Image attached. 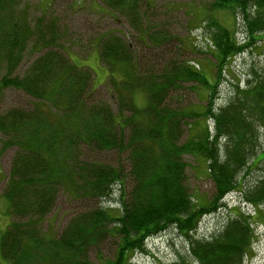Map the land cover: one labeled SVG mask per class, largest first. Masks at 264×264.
<instances>
[{
	"label": "trees",
	"instance_id": "16d2710c",
	"mask_svg": "<svg viewBox=\"0 0 264 264\" xmlns=\"http://www.w3.org/2000/svg\"><path fill=\"white\" fill-rule=\"evenodd\" d=\"M21 1L0 0V97L11 88L33 100L30 108L12 107L0 113L2 150L17 148L2 193L13 217L0 238L8 263L129 264L128 252L145 250L149 238L174 229L190 239V257L179 264H243L255 238L253 225L258 224L253 216L264 204V139L259 134L264 129V76L245 89L237 88V95L218 108L213 107V92L229 58L244 52L250 39L251 43L264 40L258 38L264 32V0L212 1L213 8L233 16L237 31L245 36L238 39L235 30L223 27L211 15L204 21L214 43L215 83L187 61L169 62L161 70L153 65L155 71L145 73L137 64L139 54L122 37L113 39V45L107 43V62L117 71L114 76L110 69L109 76L117 78L113 87L121 103L118 114L105 101L89 102L90 72L55 44V25L38 18L33 26ZM117 3L133 6V0ZM169 31L154 32L153 38L160 39L158 44L169 42L174 38ZM29 43V51L37 55L22 75L14 74ZM186 85L197 93L200 87L208 88L202 111L192 104L169 105L172 94ZM137 89L148 92L141 97L145 104L139 106L133 103ZM182 98L188 96L182 93ZM197 116L213 119V132L205 126L190 133ZM188 129L189 136L183 140ZM85 147L127 152L133 184L122 190L117 211L104 205L82 211L54 236L52 226L44 230L42 224L62 191L74 199L104 198L116 182L124 185L120 165L85 160ZM186 154L206 159L214 184L207 204L198 203L191 192ZM233 191L254 213L240 208L209 238H193L201 219ZM107 237L117 240L114 257L99 255L92 260L93 249Z\"/></svg>",
	"mask_w": 264,
	"mask_h": 264
},
{
	"label": "rangeland",
	"instance_id": "374dc122",
	"mask_svg": "<svg viewBox=\"0 0 264 264\" xmlns=\"http://www.w3.org/2000/svg\"><path fill=\"white\" fill-rule=\"evenodd\" d=\"M135 1L133 0L132 7L127 4L125 7H121L117 0H22L20 6L24 7L26 4L28 7L27 16L33 26L36 25L38 18H42L58 28V40L55 44L61 46V51L66 55L69 54L72 62L85 69L84 71L90 72L92 82L89 91H92V94L89 102L105 101L117 114L121 107L119 93L113 87V83H117V78L114 80L109 76L110 69L114 76H117V71L116 67H112L107 62L108 57L104 53L105 48L108 47L107 43L115 44L114 40L117 37H122L124 42L131 45L137 55L139 54L137 64L145 73L155 71L153 65L161 70L169 62L187 61L201 67V71L209 83H215L217 65L215 64V51L211 47V45L214 46V43L211 42L212 34L206 30V27L207 29L211 28L204 21L209 20L211 16L214 17L213 20L217 19L216 21L223 27L235 30L238 39L241 40L244 34L237 31L238 27L235 26L233 16L226 10L213 8L211 6L213 0H139L137 4L134 3ZM165 31H169L171 35H174V38L169 42L158 44L160 39L153 38L154 32L163 33ZM148 33L152 40L148 39ZM258 38L264 39V32ZM250 41L252 40L245 42H248L249 45L244 48V52L229 58L228 63L222 67L216 92H213V107L218 108L228 103L233 96L237 95V88L245 89L250 84L259 81V75L264 76V40L253 43ZM30 47L29 43L25 57L14 74L22 75L37 55L29 51ZM132 55L135 57L134 52ZM134 57L133 60H136ZM248 80H250L249 83ZM139 89H137L138 96L135 94L133 98V103L138 106L145 104L141 97L143 98L144 93H148L144 90L141 93L142 91ZM182 93L186 94L188 98L180 99ZM170 98L168 101L170 100L169 105L171 106L192 104L191 106L197 111H202L208 99V88L200 87L197 93L191 91L186 85L181 90L174 92ZM32 102V98L22 91L11 88L4 89L0 97V113H4L12 107L30 108L33 106ZM125 113H130L128 108ZM205 126H208L209 130L213 132V119L197 116L193 122L194 129L190 133L202 131ZM186 131L183 140L189 136V129ZM259 134L263 141L264 129H261ZM2 139H5V136L0 132V238L13 219L7 211V202L2 193L6 188V178L9 176L12 159L17 149L11 147L2 150ZM83 151L85 160L114 166L120 165L121 170H124V174L122 173L124 185L121 186L116 182L112 186L111 194L104 198L74 199L67 191H62L57 205L42 224L44 230L51 225L50 232H54V236H56L55 232L62 231L74 215L82 211L92 210L99 205L117 211L121 198L124 197L121 196L122 190L127 191L133 184L129 178L130 166L127 152H121L117 148L95 150L91 147H85ZM184 159L187 162L192 194L198 198V203H209L214 192V184L208 176L206 159L200 154H186ZM250 177L247 183H249ZM238 187L241 188L239 185ZM240 208L241 211L254 213L253 207L243 202L239 198L238 192H230L214 212L206 214L201 219L192 237L196 239L208 236L209 238L214 232L226 226V221L232 216L231 212H238ZM253 217L254 222L258 224L253 225L255 238L249 249L250 256L246 257L243 264H264V204L259 207ZM189 242L190 239L187 236L171 229L157 237L149 238L146 241L145 250H138L134 253L130 251L126 258L130 261L129 264H179L180 259L190 257ZM116 248L117 240L107 237L99 245V248L93 249L90 257L94 261H97L99 255L112 258ZM195 263L198 264L196 261ZM0 264H9L3 257L1 248Z\"/></svg>",
	"mask_w": 264,
	"mask_h": 264
}]
</instances>
